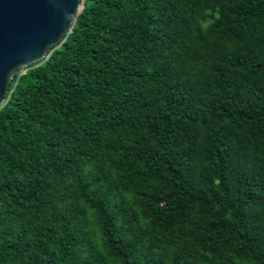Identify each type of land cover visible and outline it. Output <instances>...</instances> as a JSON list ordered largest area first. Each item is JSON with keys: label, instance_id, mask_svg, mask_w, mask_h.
Listing matches in <instances>:
<instances>
[{"label": "trees", "instance_id": "trees-1", "mask_svg": "<svg viewBox=\"0 0 264 264\" xmlns=\"http://www.w3.org/2000/svg\"><path fill=\"white\" fill-rule=\"evenodd\" d=\"M81 3L0 106V264H264V0Z\"/></svg>", "mask_w": 264, "mask_h": 264}, {"label": "water", "instance_id": "water-1", "mask_svg": "<svg viewBox=\"0 0 264 264\" xmlns=\"http://www.w3.org/2000/svg\"><path fill=\"white\" fill-rule=\"evenodd\" d=\"M81 7V0H0V106L13 76L59 45Z\"/></svg>", "mask_w": 264, "mask_h": 264}, {"label": "rangeland", "instance_id": "rangeland-1", "mask_svg": "<svg viewBox=\"0 0 264 264\" xmlns=\"http://www.w3.org/2000/svg\"><path fill=\"white\" fill-rule=\"evenodd\" d=\"M22 73H23V71H22Z\"/></svg>", "mask_w": 264, "mask_h": 264}]
</instances>
